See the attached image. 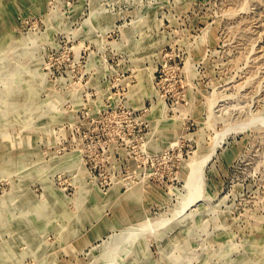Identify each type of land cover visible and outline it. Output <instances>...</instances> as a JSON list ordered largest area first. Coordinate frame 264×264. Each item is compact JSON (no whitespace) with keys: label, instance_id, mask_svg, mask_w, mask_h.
Returning a JSON list of instances; mask_svg holds the SVG:
<instances>
[{"label":"rangeland","instance_id":"374dc122","mask_svg":"<svg viewBox=\"0 0 264 264\" xmlns=\"http://www.w3.org/2000/svg\"><path fill=\"white\" fill-rule=\"evenodd\" d=\"M0 264H264V0H0Z\"/></svg>","mask_w":264,"mask_h":264}]
</instances>
